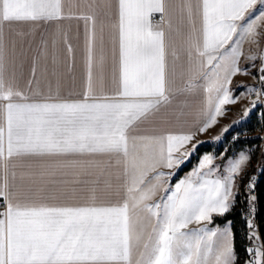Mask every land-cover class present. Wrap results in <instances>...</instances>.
I'll return each instance as SVG.
<instances>
[{
	"label": "snow or ice",
	"instance_id": "1",
	"mask_svg": "<svg viewBox=\"0 0 264 264\" xmlns=\"http://www.w3.org/2000/svg\"><path fill=\"white\" fill-rule=\"evenodd\" d=\"M262 42L264 0H0V264H264L251 149L197 139L264 105Z\"/></svg>",
	"mask_w": 264,
	"mask_h": 264
},
{
	"label": "rangeland",
	"instance_id": "2",
	"mask_svg": "<svg viewBox=\"0 0 264 264\" xmlns=\"http://www.w3.org/2000/svg\"><path fill=\"white\" fill-rule=\"evenodd\" d=\"M262 46H264V42H262ZM245 48H247V44L245 45ZM241 61L243 62L242 66H246L249 63L244 58H242ZM256 71H257L256 68H251L249 70L250 74H238L237 75V82L235 84L236 86L234 87V89L238 90L242 85H254V84H256L258 81L257 79L254 78V74L256 73ZM248 104H250V100L248 99V97H246V96L242 97V99L237 101L235 104L227 105V108L229 109V111H227L224 114V116H222V120H221L222 126L224 127L225 125H230V127H229L227 133H225L226 135L221 134L222 140L218 141V143H214V145H216V152L215 153H217V154H219L218 153L219 151H223L224 147L227 146L228 151L225 152L224 158H227V156L232 154L234 146L235 147L246 146V147L251 149V154H252L253 148L255 149L256 147H258V146L252 147L248 143L247 144L241 143V144L237 145V143L232 140V136L229 138V134H230L232 128L238 127L237 125H234L232 123L233 121H237V120L240 121L241 124H243L245 129H246V136H242L241 140L257 138V137H260L261 133H263L261 127L257 123V120H256L257 119L256 118L257 112L254 111V108L251 109L249 116L247 118H245L243 116L242 105H248ZM252 114H254L255 118ZM252 116H253V118H252ZM233 134L234 133H232V135ZM258 145H259V149L257 150L258 153H256L257 154L256 159L254 160V158L251 157L250 161L248 162V166L246 167L244 172L238 177L240 184L244 183L245 182L244 179L246 178V176H248L251 172H253V169L256 170V168L260 165L262 155L264 154V142H260ZM216 162L218 164L223 163V160L219 157V155H218ZM191 227H195V225H193Z\"/></svg>",
	"mask_w": 264,
	"mask_h": 264
},
{
	"label": "trees",
	"instance_id": "3",
	"mask_svg": "<svg viewBox=\"0 0 264 264\" xmlns=\"http://www.w3.org/2000/svg\"><path fill=\"white\" fill-rule=\"evenodd\" d=\"M254 114H252V115L254 116ZM253 116H252V118H253ZM254 118H255V116H254ZM256 118H257V116H256ZM257 123H258V120H257ZM232 133H233V131L230 132L229 138L232 136ZM260 142H261V138L260 137L241 140L242 144H247L248 143L252 147L253 146H258V147H256L257 149L253 148V150H252L251 157L254 158V160L257 157L256 153H258V151H257L259 149V145L258 144ZM207 149L208 148H204V149L201 148L200 150H207ZM260 169H261L260 182L255 187V193H256V197H257V200H256V221H257L258 224L264 225V170H262V169H264V154L262 155V159H261V162H260ZM187 170L188 169L185 168V171H187ZM254 173H255V170L253 169V172H251L244 179L245 182L240 184V191L241 192H243L244 184L247 182L249 176L253 175ZM237 200L239 201V197H237ZM242 208H245V205L238 202L236 204V207L232 211H230L229 213L226 214L227 218H230V219L234 218V219H232V223H233L234 232L236 233V250L240 254L241 257L244 256V244H245L244 233L246 231V227H245V224H244V219L241 216L237 215V213ZM245 210H246V208H245ZM224 219H225V217H217L216 218V222L222 224Z\"/></svg>",
	"mask_w": 264,
	"mask_h": 264
},
{
	"label": "crops",
	"instance_id": "4",
	"mask_svg": "<svg viewBox=\"0 0 264 264\" xmlns=\"http://www.w3.org/2000/svg\"><path fill=\"white\" fill-rule=\"evenodd\" d=\"M73 42L77 44V48H76V73H77V83L79 84V75H80V55H81V46H82V40L81 41H76L75 38L73 39ZM242 59V58H241ZM242 61H241V65H242ZM25 76L28 75L29 72V68L28 65H25ZM40 75V68L38 66L37 68V76L39 77ZM237 82V75L235 77H233V82H232V87L234 88ZM43 86V85H42ZM78 91V89H77ZM62 95H67V87L65 85L64 88H62ZM242 99V97H241ZM190 106H195V98H192L190 100ZM227 107V106H226ZM222 117L218 118V123L214 126H212L207 132L200 134L197 139L201 140L204 142L202 148H211L214 152H216V145H214V143H218V141H214L213 137L216 135H226L225 133L227 132H222L223 126L221 123ZM233 129V128H232ZM232 131V130H231ZM221 151H219L218 153H220ZM217 163V162H216Z\"/></svg>",
	"mask_w": 264,
	"mask_h": 264
},
{
	"label": "built area",
	"instance_id": "5",
	"mask_svg": "<svg viewBox=\"0 0 264 264\" xmlns=\"http://www.w3.org/2000/svg\"><path fill=\"white\" fill-rule=\"evenodd\" d=\"M254 85L258 86L259 81H257V83ZM261 99H262V101H264V97H262ZM253 108H254V111L257 112V120H258L259 126L261 127V129L263 131V133H261V135H260L261 142H264V105H262L261 103H257V105ZM254 174L256 176V181H255V187H256L260 182V175H261L260 165L256 168Z\"/></svg>",
	"mask_w": 264,
	"mask_h": 264
}]
</instances>
